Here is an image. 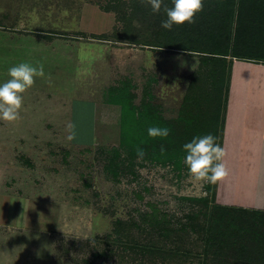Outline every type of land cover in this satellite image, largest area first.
Wrapping results in <instances>:
<instances>
[{
    "label": "rangeland",
    "instance_id": "rangeland-1",
    "mask_svg": "<svg viewBox=\"0 0 264 264\" xmlns=\"http://www.w3.org/2000/svg\"><path fill=\"white\" fill-rule=\"evenodd\" d=\"M5 1L0 0V8H14L23 33L37 31L33 28L37 21L45 20L53 27L56 42L45 41L44 47L53 51L48 60L42 48L38 51L36 66L43 65L45 75L37 77L24 94L21 118L0 120V139H5V144L0 142V156L5 155L0 162V191H6V196L0 192V264H87L85 258L94 264H189L195 261L193 254L186 261L179 255L163 254L153 263L144 248L135 246H172L178 241L184 249L198 250L189 243L196 237L184 231L178 237L164 238L150 227L146 232L125 228L118 239L137 242L125 258L111 257V250L117 248L111 241L91 240L113 233L118 219L143 224L144 215L153 212L159 217L167 214L181 224L187 221L186 212L198 208L195 200L211 198L213 189L218 204L264 209V151L242 150L234 156L229 144H235L227 129L232 122L228 113L237 107L239 95L232 81L242 77L235 67L255 65L261 75L263 68L257 65L264 63L231 59L221 139L229 175L216 187L201 186L188 174L182 146L218 124L214 120L191 123L185 114L189 110L183 111L200 55L162 47L168 37L181 31L177 25L171 30L161 27L167 18L164 5L157 14L147 0H10L11 8L5 7ZM164 4L172 7L171 0ZM108 6L116 11H105ZM185 24L194 39L204 32L196 22ZM94 34H106L108 39ZM15 61L0 62V82L9 79L8 68ZM202 104L199 108L206 110ZM127 119L134 126L128 143L122 142L123 130L129 133L128 127L123 129ZM156 121L170 128L167 138L148 135L149 127L158 126ZM137 147L145 151L142 160L137 159ZM235 160H243L251 175L257 166L245 195L238 183L235 194L230 188V172L235 168L230 163ZM107 247V256L93 258Z\"/></svg>",
    "mask_w": 264,
    "mask_h": 264
},
{
    "label": "trees",
    "instance_id": "trees-1",
    "mask_svg": "<svg viewBox=\"0 0 264 264\" xmlns=\"http://www.w3.org/2000/svg\"><path fill=\"white\" fill-rule=\"evenodd\" d=\"M131 2L137 3L138 0ZM130 6L134 9L133 4ZM104 10L116 11L113 6H108ZM116 14L119 15L118 12ZM197 15L196 23L204 31L201 35L194 39L188 34L186 24L179 25L177 29L181 31L178 35L168 37L162 47L200 55L199 69L193 75L185 95L183 111L189 110L185 114L188 113L186 116L190 118L191 123L214 120L218 126L214 127L212 124L207 130L216 136L217 142L221 144L231 83V59L235 57L239 60L264 63V0H204L203 10ZM179 36H183L182 40ZM92 37L108 39L106 34H94ZM200 97H204L202 102ZM212 102L216 104L215 107ZM201 103L206 105V110L199 108ZM204 115L207 118H204ZM131 120L123 122V129L126 130L128 127L129 133L126 134L123 130L122 142L132 141L130 130H133L134 126ZM156 122L159 123V127L164 126L160 121ZM147 123L149 125L148 120ZM204 127L200 130H204ZM213 186L216 187V184ZM211 195V198L195 200L198 208L193 207L186 212L184 217L187 221L181 224L174 223L167 214L159 217L157 212H153L151 215L149 213L144 215L143 224L118 219L113 233L97 236L91 241L98 244L111 241L117 245L116 251L114 248L111 250V257L116 255L125 258L128 248L137 244L129 238L118 239L119 236L122 237L125 228H137L143 232L152 228L154 234H160L164 238L178 237V233L184 231L196 237L189 243H193L198 250L184 249L179 246L178 241H174L172 246L165 244L135 246L139 250L144 248L152 260L165 254L179 255L186 261L190 259L189 255L193 254L195 261L189 264H264V209L221 205L216 203L214 189ZM112 234H116V237L112 238ZM109 249L110 247L100 249L94 253L93 258L107 256ZM130 257L128 256L129 259ZM89 260L84 259L87 264H94L93 260Z\"/></svg>",
    "mask_w": 264,
    "mask_h": 264
},
{
    "label": "crops",
    "instance_id": "crops-1",
    "mask_svg": "<svg viewBox=\"0 0 264 264\" xmlns=\"http://www.w3.org/2000/svg\"><path fill=\"white\" fill-rule=\"evenodd\" d=\"M5 2V7H12V1L6 0ZM12 10H14V8ZM12 10L3 11L0 8V62L8 61V58H10L16 60V64L21 62H30L33 65H37L38 62L36 59L38 57V51L41 48L43 51L42 55L46 56L45 59L48 60L50 52L52 53L53 51H50L47 45L46 47L44 46L46 43L45 41H50L51 45L55 44L54 40L56 42L53 27L48 26L45 20H42L41 22L37 21L38 24L33 27L35 30L37 29V31L23 33V30L20 28L21 18L18 16L17 12H13ZM30 19L32 18L30 17ZM47 21L48 23L52 22L49 20ZM28 56H30V58L26 59ZM17 58H20L19 62ZM257 66H261V68H263H260L263 72L261 75L255 65H247V63H245L241 64V66L238 65L235 67L236 74L239 73L241 74L240 76H242L237 80V82H235V80L232 81L233 89L235 90L238 88L239 91V95L237 96L238 104L237 107L232 110L233 113H228L227 116L229 119H232V122L229 123L227 129H230L229 133L231 142L232 144H235H229L230 150L234 153V156L242 152V150H255L257 152L264 151V65L262 64ZM244 80L247 83H245ZM5 135L6 131L3 133V136ZM0 142L5 144V139L4 141H1L0 139ZM1 151L3 152L0 147V152ZM3 156L5 155L0 156V162L2 161L1 158H3ZM262 157H264V155ZM230 164L231 168L235 167L232 168L230 172V180H232L230 188H232L233 194H235L238 190V187L235 186L236 183H238L240 188L239 192H241L242 195H245L246 192L249 193L250 191L248 189L250 188V185H248V183L249 180L255 179L254 175L257 170V166H255V171H253V174L251 175L249 174L251 169L248 170L246 168L243 160H235ZM241 166H244L246 169L241 168ZM0 192L1 195L6 196V191ZM243 206L248 205L243 204Z\"/></svg>",
    "mask_w": 264,
    "mask_h": 264
},
{
    "label": "clouds",
    "instance_id": "clouds-1",
    "mask_svg": "<svg viewBox=\"0 0 264 264\" xmlns=\"http://www.w3.org/2000/svg\"><path fill=\"white\" fill-rule=\"evenodd\" d=\"M153 13H160L164 5L166 19L161 21V27L171 30L174 25H183L185 22L194 24L197 13L204 7V0H171L172 7L164 4V0H147ZM192 54V53H191ZM193 55V54H192ZM6 81L0 82V120L15 122L21 118L24 108V94L31 88L37 77H44L43 65H33L21 62L8 68ZM170 128L152 126L148 128V135L156 138H167ZM71 138V137H70ZM183 149L186 153L184 164L190 178L199 182L216 184L229 175L225 163L226 151L217 143V137L211 133L194 136L190 142L185 143ZM165 149L161 147V151ZM137 159L142 160L145 151L141 147L136 149Z\"/></svg>",
    "mask_w": 264,
    "mask_h": 264
}]
</instances>
